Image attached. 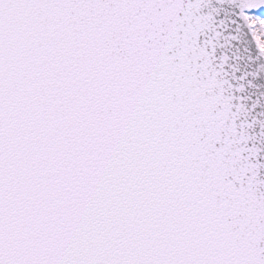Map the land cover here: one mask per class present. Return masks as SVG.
<instances>
[{
  "label": "snow or ice",
  "instance_id": "obj_1",
  "mask_svg": "<svg viewBox=\"0 0 264 264\" xmlns=\"http://www.w3.org/2000/svg\"><path fill=\"white\" fill-rule=\"evenodd\" d=\"M0 264H264V0H0Z\"/></svg>",
  "mask_w": 264,
  "mask_h": 264
}]
</instances>
